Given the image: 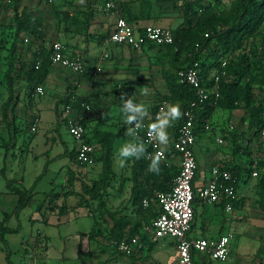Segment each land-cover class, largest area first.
<instances>
[{
    "label": "rangeland",
    "instance_id": "rangeland-1",
    "mask_svg": "<svg viewBox=\"0 0 264 264\" xmlns=\"http://www.w3.org/2000/svg\"><path fill=\"white\" fill-rule=\"evenodd\" d=\"M116 1L127 19H141L144 18L142 12L133 14V6L144 11V7L150 9L152 6L172 5L175 0ZM235 1L196 0L191 4L190 21L197 31L204 29L207 23H216L218 19L228 17L231 4ZM24 7L29 11L30 18L41 20L39 31L43 42L47 40L44 24L48 20L53 19L56 23V19H65L67 24L77 25V19H89L92 14L89 6L86 10L79 9L74 0H20L19 10ZM13 9V0H0V238L3 234L7 241L5 244L0 239V264H30V253L42 264H129L138 261L135 256L126 260L125 255L115 249L114 241L117 235H145L143 232L150 226V218L148 212L139 208L138 200L146 191L158 190L161 179L160 174L149 173L148 166L143 168L141 160L132 159L125 167H119L115 156L117 149L132 139L143 141L142 135L124 136L126 126L123 125L119 98L122 91L133 95L131 98L137 103H144L151 117H154L161 96L156 94L153 87V75L150 72L141 74L142 67L138 68L135 58L130 56L129 62L122 68L123 72L116 74L114 79L107 80L102 72L97 73L98 81L104 83L102 88L95 86L76 102L73 98L75 109L85 110L86 139L95 149L90 162L77 161L72 152L76 142L66 130L67 127L60 129L64 142L54 130L57 103L66 98L65 88L70 81V78H63L58 82L55 73L62 75L70 70L54 65L44 57L37 63L28 39L21 38L22 35L16 38L17 24ZM29 26L30 22L22 34H28ZM240 40L235 48L221 54L220 64L212 66L206 78L211 81L214 75L220 76L216 95L213 94L211 99L216 108L209 121L202 125L200 139L215 150L217 135H224L225 141L220 148L221 152L227 150V166L240 163L250 168V164L256 161L257 174L245 175L243 186L238 187L251 201L252 215L249 219L253 220L259 234L255 238L251 236L254 231L246 235L252 237L246 245L247 263L264 264V146L257 136L254 151L247 154L250 150L247 148L246 154L236 153V143L231 135L234 132L241 134L245 130L251 110L263 96L264 19L250 36ZM144 51H155L161 68L168 70L171 49L149 46ZM224 62L226 65L223 67ZM239 65L246 70L241 85H251L253 101L248 105L238 102V109H228L220 105L227 99L226 87L221 80L224 84L236 81L232 71ZM8 72L14 80L15 99L8 117L4 119L2 108L8 99ZM128 75L139 78L140 83L144 82L145 85L139 89L131 87L129 81L125 80ZM39 87L43 90L42 94L35 92ZM168 104L181 105V102L173 97L168 99ZM104 113L108 114L106 118ZM36 119L38 122L34 128ZM177 122L173 121L171 127L174 128ZM231 125L234 129L228 131ZM106 157L112 163V173L108 187L102 190L101 174ZM47 163L49 169L46 175L38 182L36 191L32 192V201L43 200L39 213L41 217L38 213L32 214L35 205L32 201V204H24L25 197L31 194L32 184ZM7 181L17 185V190L10 189ZM87 187L99 191L101 197L93 199ZM116 211L119 214L114 218L109 215ZM115 221L119 225L113 230ZM255 239L258 241L254 243Z\"/></svg>",
    "mask_w": 264,
    "mask_h": 264
},
{
    "label": "crops",
    "instance_id": "crops-1",
    "mask_svg": "<svg viewBox=\"0 0 264 264\" xmlns=\"http://www.w3.org/2000/svg\"><path fill=\"white\" fill-rule=\"evenodd\" d=\"M74 3L79 6V9L82 10H86V7L89 6L88 8L92 13L91 17L89 19H85V17L84 19H77V25L67 24L65 19H56V23L53 21V19L48 20V23L44 24L48 42L46 39H44L46 41L41 42L39 39H35L29 33L21 34L23 36L21 38L28 39L31 46L33 47L31 48L33 50L32 55L33 57L36 56V60L43 58V56L46 57V55H49L48 48L50 47L51 43L55 40H59L65 43L70 55L79 57L87 64L89 73L80 81L79 85L76 88V91L74 92L73 98H75V102L79 100L78 98H81L88 92L92 91L95 86H100L102 88V85L104 83L101 80L98 81L99 78L97 76V73L102 72V74L104 75L103 77H105V79L107 80L114 79L116 74L123 72L122 68L126 63L129 62L130 56H132V58H135V64L138 66V68L142 67L141 74L143 72H150V74L153 75V79L155 81V83H153V87H155L156 89V94H160V101L162 99V95L169 94L168 88L166 87V82L162 77L161 64L156 57L157 55L155 54V51H144L146 47L149 48V45L141 50H137L126 45H117L107 42L108 36L114 29V17L102 12L98 8L101 5L102 0H74ZM180 3L181 2H179V0H175L172 2V5H158L159 7L152 6V8L150 9L144 7V11L138 6H133V14L142 12L141 16H144V18L128 20L135 27L142 28L147 25H157L160 27L175 30L178 27L182 26L184 21L182 16L183 14L179 8ZM18 52L20 53L19 49ZM105 53L108 54L107 57L104 56ZM98 67L100 68V71L97 70ZM77 77L78 74L72 70H70L69 73L68 71L64 72L62 73V75L61 73H58L57 75L55 73V78L58 82L63 78H70V81L66 85V88L71 82L75 81ZM125 80H128L129 84L133 88H138L145 85L144 82H142L141 84L139 78H136L135 76L128 75L125 77ZM66 88L65 93L67 96ZM58 103H60V101ZM84 113L85 110H83L82 112L75 109L74 107L72 108L71 116L82 120L87 116ZM155 116L156 114L154 115V117H152V119H145L144 123L150 124L154 121ZM57 118L58 117L56 110V129L54 130H56L61 141L64 142L62 131L57 130ZM174 128L170 127L168 129L170 141L166 147L163 146L166 149L168 148V151L176 135ZM206 128L209 129V126H207ZM248 133L246 127L245 130L242 131V135L238 140L240 144L244 143L247 140L249 141L248 137L251 135ZM219 135H217L215 139L216 147L214 150L209 145L203 144V139H200L201 134H197L194 150L198 163L197 166H199V168L197 177L194 182L195 188L202 187L208 181L210 177V168L213 165H219L223 167L225 166L226 168L227 164H229L228 159H226L228 158L227 150H225V152H221L220 148V146H223L222 144L225 141L224 135ZM219 137H223L224 141L222 144L218 143L217 141ZM77 146V143H75L74 151L76 150ZM254 146L255 143L253 142L251 144L252 149H250V151H254ZM66 151L67 147L65 152ZM167 158L168 159L166 161L162 162L165 167L174 166L177 169L179 168L178 166H180V160L177 156L170 155ZM54 161L55 160H52V162ZM242 179L239 183V187L243 186ZM244 180H246V178ZM37 185L35 186L36 188ZM239 187L237 188L236 197L233 200L227 199V202H225L224 204L222 203L224 201V197L219 203L215 204L203 203L198 199L195 201V213L191 223V228L189 230L190 238L207 237L210 239H217L230 231L234 233V239L230 244V259L227 263H218L212 260L206 254L196 253L195 260L197 261V264H248L246 257L248 253L246 250L248 239H251L254 236L259 237V234L257 232L258 229L255 227V225H253V220L250 221L249 219L252 215V210L250 208L251 201L250 199H248L245 193H241V191H239ZM46 193L47 192H45V194ZM42 201L43 200L36 202V199H33L32 202L33 204H35L33 209L34 212L32 213L33 215L38 213L37 215L41 216L39 213L41 212L40 209H42ZM150 201L151 202L149 206L153 208L152 210H148L149 206L141 209L143 212H148L149 214L148 218H150V228L148 227V229L144 230L143 234L145 235L143 236L137 233L135 234V236H138L140 241L143 243V247H141L142 249H140V251L136 255L132 256H135V258H137L139 262H143V264H160V262L163 261H165L166 264H169L170 262H173L177 256L175 241L169 237H165L157 241L153 240L151 227L152 222L159 212V208L157 207L158 205L154 198L150 199ZM227 203H231V211L226 210L224 205ZM253 231L255 233H252ZM248 233H252V237H247L246 235ZM253 241L255 243L258 240L255 239ZM124 257L127 260L129 259L128 257L131 256ZM28 261L31 264L30 259ZM37 261L39 264H42L39 259H37Z\"/></svg>",
    "mask_w": 264,
    "mask_h": 264
},
{
    "label": "built area",
    "instance_id": "built-area-1",
    "mask_svg": "<svg viewBox=\"0 0 264 264\" xmlns=\"http://www.w3.org/2000/svg\"><path fill=\"white\" fill-rule=\"evenodd\" d=\"M9 1V0H5ZM188 0H179L184 3ZM120 3L114 0H102L98 7L102 12L114 17V29L108 36L107 42L117 45H126L133 49L141 50L148 45H167L174 41L173 30L157 25H147L144 27H135L128 22L123 14ZM65 43L55 40L51 43L48 59L54 65H60L68 68L78 75L85 71L89 73L87 64L80 59L69 54ZM105 57L108 54H104ZM40 63V59L37 60ZM226 63H223V67ZM198 63L192 67L183 68L177 73L179 82L192 87L196 92V98L191 101L184 109L183 121L177 126L176 135L172 141L169 150L172 156L175 155L180 160L179 172L174 179V184L169 191H159L155 194L154 199L159 208V212L152 222L151 234L154 241L169 237L175 241L177 250L176 259L169 264H195L194 254L202 253L208 255L212 260L218 263H227L230 259L231 242L234 239L232 231L226 233L220 238L210 239L207 237L190 238L189 230L195 213V201L198 199L203 203L215 204L219 203L222 198L233 200L237 193V179L231 171L225 166L213 165L210 168V177L208 181L200 188L194 186L195 179L198 174L199 166L195 155V142L197 137L196 121L198 112L205 108L206 103L211 102L213 94L216 95V84L220 80L219 75L213 76V83L205 85L198 68ZM91 69V68H90ZM100 71V68H97ZM37 94H42L41 87L35 89ZM168 102L161 99L158 104L156 115L164 108ZM88 108V106H86ZM66 115V130L77 143L75 159L80 162L88 163L92 160L95 149L93 145L86 140L87 129L79 118L71 116L72 108L69 105L63 107ZM263 122L258 129V137L260 144L264 146V113L262 115ZM37 119L34 128L37 125ZM147 125L139 129L136 135H142L147 153H161L162 162L168 158V148L158 145L155 141H151L147 136ZM234 126H229L232 131ZM251 137V140H250ZM249 141L243 143V148L250 147L256 142L254 136H249ZM218 143H223V137L217 139ZM256 161L251 165L252 175L257 174ZM150 199L145 197L142 199L143 208L150 205ZM226 210L231 211V203L224 205ZM115 249L125 256L136 255L143 243L138 236H124L114 241ZM31 264H39L33 253L28 255ZM133 264V263H129ZM135 264H141L135 261Z\"/></svg>",
    "mask_w": 264,
    "mask_h": 264
},
{
    "label": "trees",
    "instance_id": "trees-1",
    "mask_svg": "<svg viewBox=\"0 0 264 264\" xmlns=\"http://www.w3.org/2000/svg\"><path fill=\"white\" fill-rule=\"evenodd\" d=\"M14 2V18L16 21V31L15 35L16 38L23 33V31L28 27V23L30 22V31L28 32L30 35H32L35 39H39L41 42L42 34L39 31L40 26L42 25V22L40 19H32L30 18V13L26 9V7L20 9V0H13ZM196 2V0H188L182 4H180V10L183 13V24L182 26L178 27L177 29L173 30L174 34V41L171 44L167 45H159L157 47H166L171 49L170 54V67L168 70L163 67L162 68V77L166 82V87L168 88L169 94L162 95V99H165L168 101V99H172L173 97H176L181 102V110L183 112V109L196 98V92L195 90L187 86L186 84L179 82L177 73L179 70H182L183 68L192 67L195 63H198V68L200 69L203 83L205 85H210L213 83V78L211 81H208L206 78L209 74V71L212 66H218L220 64L221 54L227 53L230 49L235 48L238 43H240V39L245 36H250L253 31L260 25L262 20L264 19V0H236L231 5L230 14L228 17H225L224 19H218L216 23H207L206 27L201 30H196L195 25H192L190 21V15H191V4ZM126 17V16H125ZM127 19V18H126ZM128 20V19H127ZM129 22V20H128ZM149 46H156V45H149ZM44 57V56H43ZM45 60L48 59V55H46ZM43 58V59H44ZM204 58V60H203ZM36 59V56H35ZM49 60V59H48ZM165 68V69H164ZM233 75L235 76L236 81L232 83L224 84L223 79L221 80L222 84L226 87V95L227 99L225 102H220V105H222L225 108L230 109H238V102H241L245 105L250 104L253 101V94L251 91V85L247 83L246 85H241V79L245 76L246 70L245 67L239 65L236 66L233 69ZM88 74V71L78 75L77 79L73 82H71L67 86V96L63 101H60L57 105V125H58V131L62 129L63 127H66L65 122V113L63 107L65 105L71 106V108H74V102H73V95L76 91L77 86L79 85L80 81L85 78ZM28 75L30 76L31 73L28 72ZM42 77V76H41ZM7 78V86H8V99L3 105L2 108V116L4 119H6L9 115V110L11 107V103L15 99V91L14 90V80L11 76V73L8 72L6 74ZM42 80V78H41ZM262 94L263 96L260 98L258 103L256 104L255 108H253L250 112V118L247 125V133L252 134L254 138L258 136V129L261 126V123L263 122V113H264V81L262 82ZM62 105V109H60V106ZM218 106V104H217ZM216 106H214L211 102L206 103L205 108L202 109L200 112H198L197 121H196V128H197V134H199L201 131H203L204 123L206 124L214 109ZM183 121V117L179 119L178 124L174 126L175 128V134L177 132V126L181 124ZM81 122L85 125L84 119L81 120ZM234 138V141L236 143V153H239L240 151L243 152V154H246L247 148L252 149L250 147H245L243 149L241 147V144L238 143L240 136L242 134H238L237 132L231 133ZM87 140V139H86ZM87 142L91 143L89 140ZM76 151V150H75ZM75 151L73 152L74 158H75ZM251 151L247 152V154H250ZM167 155H172V151L169 150L167 152ZM143 162V168H146L149 164V161L147 159H140ZM109 157H106L104 160L103 170L101 174V189L106 190L108 187V181L112 173V165ZM47 169H49V163H47L44 167V171L42 174L37 177L36 181L30 188L31 194L28 197H25V204L26 206L28 203H31L32 196L35 191V186L38 182H40L43 179V176L46 175ZM226 169L231 171L233 175L237 179V185L238 188L239 183L241 179L248 175L250 176L252 173L251 168H247L243 165H240V163H235L233 166H227ZM179 172V168L177 169L174 166L165 167L163 163H161V172H160V183L158 190H150L146 191L145 193L141 194L139 197V208L143 209L142 205V199L147 197L149 199L154 198L155 194L159 191H169L172 189L174 184V179L177 176ZM8 187L12 190H17L18 186L15 185L11 181H7ZM88 188V187H87ZM196 189V188H195ZM21 193L24 192L21 189H18ZM87 192H89L93 199H98L101 197V193L99 191H94L91 188L87 189ZM223 204L227 202L226 198H223ZM149 208V209H148ZM148 210H152L150 206L148 207ZM21 210V209H19ZM18 210V211H19ZM264 210V208H263ZM119 214V211H116L115 213H109L110 216L113 218ZM119 225L118 221H115V227L113 230L116 229V227ZM133 236V235H132ZM123 235H117L116 238L119 240ZM1 240L7 244V241L5 239V236L1 234ZM132 258L134 256H131ZM194 262L197 264V261L195 260V254L193 255ZM131 263L135 264V261H132Z\"/></svg>",
    "mask_w": 264,
    "mask_h": 264
},
{
    "label": "clouds",
    "instance_id": "clouds-1",
    "mask_svg": "<svg viewBox=\"0 0 264 264\" xmlns=\"http://www.w3.org/2000/svg\"><path fill=\"white\" fill-rule=\"evenodd\" d=\"M132 96L122 91L119 98L121 101V112L124 116L123 125L126 126L123 134L127 137H135L137 131L144 127L145 119H152L148 107L144 103L135 102L131 98ZM103 115L106 118L108 114L104 113ZM184 115L186 113L182 112L179 104H167L155 116L154 121L147 125V136L151 141L166 147L170 141L168 129L172 126L173 121L181 119ZM115 156L121 168L125 167L129 160L144 158L149 161L147 168L149 173L158 175L161 172V153H147L143 141L132 139L125 142L117 149Z\"/></svg>",
    "mask_w": 264,
    "mask_h": 264
}]
</instances>
